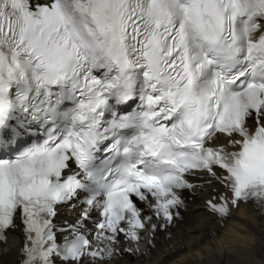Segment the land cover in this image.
<instances>
[{"label":"snow or ice","instance_id":"6c2138e0","mask_svg":"<svg viewBox=\"0 0 264 264\" xmlns=\"http://www.w3.org/2000/svg\"><path fill=\"white\" fill-rule=\"evenodd\" d=\"M203 187L219 220L264 216V0H0L16 264L136 254Z\"/></svg>","mask_w":264,"mask_h":264},{"label":"bare ground","instance_id":"6f19581e","mask_svg":"<svg viewBox=\"0 0 264 264\" xmlns=\"http://www.w3.org/2000/svg\"><path fill=\"white\" fill-rule=\"evenodd\" d=\"M203 198L195 197L182 218L136 255L121 254L111 264H264V218L241 205L224 226L205 212ZM154 243V244H152ZM19 236L9 240L2 264H15Z\"/></svg>","mask_w":264,"mask_h":264}]
</instances>
